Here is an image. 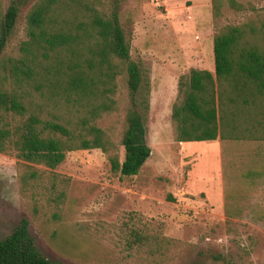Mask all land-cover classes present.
Segmentation results:
<instances>
[{"label":"rangeland","instance_id":"1","mask_svg":"<svg viewBox=\"0 0 264 264\" xmlns=\"http://www.w3.org/2000/svg\"><path fill=\"white\" fill-rule=\"evenodd\" d=\"M12 1L0 0V18ZM36 1L21 8L6 60L27 40L26 17ZM236 2L242 7L224 0L217 21L212 0H99L109 11L119 8L142 72L136 101L150 158L134 177L111 170V155L124 160L125 115L133 104L127 76H120L116 110L97 121L111 150L70 152L54 171L68 184L60 220L43 188L36 199L20 188L17 159L0 154V240L26 218L42 254L62 264H264V142L182 143L173 134L178 81L191 69L215 75L216 33L264 24V0Z\"/></svg>","mask_w":264,"mask_h":264},{"label":"trees","instance_id":"2","mask_svg":"<svg viewBox=\"0 0 264 264\" xmlns=\"http://www.w3.org/2000/svg\"><path fill=\"white\" fill-rule=\"evenodd\" d=\"M28 2L13 0L0 18V154L17 159L23 191L36 199L43 188L56 221L68 184L54 171L70 152L111 150L97 121L116 110L120 76H127L133 104L125 115L124 160L111 155V170L134 177L150 158L145 116L136 101L143 77L131 58L119 8L109 11L99 0H37L26 17L27 40L16 57L6 60L9 39ZM212 2L218 21L224 0ZM230 3L242 7L236 0ZM214 57L215 75L191 69L178 81L172 106L175 141L264 142V24L251 21L220 29ZM0 264L62 263L42 254L24 218L0 240Z\"/></svg>","mask_w":264,"mask_h":264},{"label":"crops","instance_id":"3","mask_svg":"<svg viewBox=\"0 0 264 264\" xmlns=\"http://www.w3.org/2000/svg\"><path fill=\"white\" fill-rule=\"evenodd\" d=\"M217 141V140H216ZM220 141H222V140H220ZM209 142H211V141H209Z\"/></svg>","mask_w":264,"mask_h":264}]
</instances>
